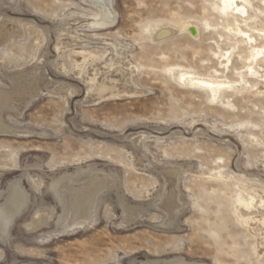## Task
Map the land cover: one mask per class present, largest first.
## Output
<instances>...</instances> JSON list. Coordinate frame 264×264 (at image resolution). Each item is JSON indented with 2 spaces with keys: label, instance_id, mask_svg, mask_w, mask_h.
Returning <instances> with one entry per match:
<instances>
[{
  "label": "rangeland",
  "instance_id": "rangeland-1",
  "mask_svg": "<svg viewBox=\"0 0 264 264\" xmlns=\"http://www.w3.org/2000/svg\"><path fill=\"white\" fill-rule=\"evenodd\" d=\"M111 3L0 0V264H264V0Z\"/></svg>",
  "mask_w": 264,
  "mask_h": 264
},
{
  "label": "bare ground",
  "instance_id": "bare-ground-1",
  "mask_svg": "<svg viewBox=\"0 0 264 264\" xmlns=\"http://www.w3.org/2000/svg\"><path fill=\"white\" fill-rule=\"evenodd\" d=\"M95 1L98 3H101V7L104 9L105 14L108 17H110L112 15V9H111V4H112L111 1L112 0H95ZM167 32L169 33L170 31L169 30H167V31L162 30L158 33L168 34ZM192 83L197 84L203 88H209L210 91H212V92H216L219 89L218 87H216L217 85L215 86V85H212L210 83L203 82V81H192ZM24 200L25 199H24L23 194L21 193V190L20 191L16 190L15 194L12 198V201L9 203L8 207L6 209H3L0 211V225H1L2 231L4 233L8 232L10 226H12L11 224H13L14 219L18 216L19 212L24 208V205H25Z\"/></svg>",
  "mask_w": 264,
  "mask_h": 264
}]
</instances>
